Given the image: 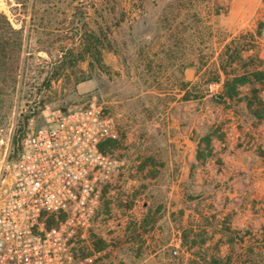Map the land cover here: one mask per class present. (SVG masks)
I'll return each mask as SVG.
<instances>
[{
    "label": "rangeland",
    "instance_id": "rangeland-1",
    "mask_svg": "<svg viewBox=\"0 0 264 264\" xmlns=\"http://www.w3.org/2000/svg\"><path fill=\"white\" fill-rule=\"evenodd\" d=\"M0 14L17 31L7 41L19 44L14 63L0 58L2 157L10 148L9 161L17 159L22 139L45 124L46 107L94 100L117 124L105 150L124 162L102 223L149 201L162 264H264V120L249 117L246 100L238 116L208 91L232 39L259 33L264 57V0H0ZM5 68L16 71L7 77ZM149 158L162 160V197L131 181L145 177ZM180 160H209L214 175L196 189L198 166L186 167L181 207L172 210L164 196ZM127 217L134 232L122 237L114 264L143 260L146 217Z\"/></svg>",
    "mask_w": 264,
    "mask_h": 264
},
{
    "label": "built area",
    "instance_id": "built-area-1",
    "mask_svg": "<svg viewBox=\"0 0 264 264\" xmlns=\"http://www.w3.org/2000/svg\"><path fill=\"white\" fill-rule=\"evenodd\" d=\"M219 88L208 85L214 97ZM43 116L17 159L9 161L10 148L0 155V264H112L114 242L99 220L124 170L105 150L116 121L94 100L48 106Z\"/></svg>",
    "mask_w": 264,
    "mask_h": 264
},
{
    "label": "trees",
    "instance_id": "trees-1",
    "mask_svg": "<svg viewBox=\"0 0 264 264\" xmlns=\"http://www.w3.org/2000/svg\"><path fill=\"white\" fill-rule=\"evenodd\" d=\"M8 24L6 18L4 21V15L0 14V58L4 59L5 63L12 61L14 63L19 44L7 41L9 33H17ZM262 27L264 23L259 26V29ZM257 36L260 34L246 32L238 39H232L220 54L221 64L215 66L211 73L217 82L222 83V88L215 98H220L224 103L232 102L234 112L240 115H243L240 102L243 99L246 100L249 117L260 123L264 120V57L261 56ZM252 49L256 52L249 54ZM5 69L1 70V74L4 72L7 77H12L16 71L14 68ZM2 98H8V93ZM19 149L20 146L18 152Z\"/></svg>",
    "mask_w": 264,
    "mask_h": 264
},
{
    "label": "crops",
    "instance_id": "crops-1",
    "mask_svg": "<svg viewBox=\"0 0 264 264\" xmlns=\"http://www.w3.org/2000/svg\"><path fill=\"white\" fill-rule=\"evenodd\" d=\"M186 73L188 75V77H190L193 74V69L192 68H188L186 70ZM236 113V112H235ZM238 116H244L246 113V111L244 109H242L241 114L240 115L238 113H236ZM192 152V151H191ZM193 154V153H192ZM155 156L154 152L150 151L149 152V156L151 157ZM153 158H149L148 161L144 162V164L142 165V167L144 168V173H146L144 178H141V180H138L136 178H134L133 180H131L134 184L135 183H139L140 181L143 183H146L148 185V191L147 193H153L154 195H158V197H162V160L159 161H153ZM172 163V162H170ZM176 165L175 167L179 168L178 171L176 170L174 176V179H172V185H171V191H168L166 193V195L163 196L166 199H169L168 201V209L172 208L173 209H177L179 207H181L180 202L178 201L180 197H182V192L180 189V184L185 181V178L187 179L189 177L188 172H187V168L188 166L192 165V163H195L196 170H193L192 172V176L193 178H195L197 180V182L194 185L196 187V189H201L202 188V181H204L205 179H209L213 177V171L209 169V167L211 166L209 160H205L204 162H201V160H189V161H183L180 160L175 162ZM199 163V164H196ZM204 163V165L202 164ZM148 173V174H147ZM239 196L244 195L245 192H243V190H240L237 192ZM150 202L148 201L147 204L145 205V207L143 209H141L140 211H138L137 209H125L124 211V217L123 218H112L109 219L107 222H101L99 220V224L102 225L101 226V234L103 237L107 238V239H114V250L111 253V260L113 261L112 264H114L115 262V258L116 256L119 257L120 254V248L123 246L122 245V237L127 235L129 236V234L133 231L134 232V227H130V220L127 217V214H131V213H138V214H142L144 217H146V219L144 220L145 222H143V233H142V237H143V241H142V252H143V260H141L140 264H162V260L160 259V257H158V252L159 250H156L153 252V249L156 248V246H160L162 240L159 238L160 237V229H159V225L160 222L158 223H151L148 220V216L150 215L151 212V208L149 206ZM173 204V207H171V205ZM240 204V203H238ZM127 210V211H126ZM229 210V208H228ZM116 213L119 214L118 210H115ZM120 215V214H119ZM238 216L241 217V210L238 209ZM134 216L131 217V219ZM246 215L243 214V222H245L246 220ZM147 220V221H146ZM240 220V218H239ZM106 228V232L103 231ZM127 230V231H126ZM127 239V238H126ZM129 242V243H128ZM126 246L131 248H134V244L132 241H128ZM125 247V245H124ZM131 264V263H129Z\"/></svg>",
    "mask_w": 264,
    "mask_h": 264
}]
</instances>
